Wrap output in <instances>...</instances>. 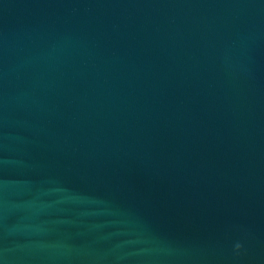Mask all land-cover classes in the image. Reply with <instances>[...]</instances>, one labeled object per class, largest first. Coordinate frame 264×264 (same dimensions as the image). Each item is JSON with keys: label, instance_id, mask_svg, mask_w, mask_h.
Returning a JSON list of instances; mask_svg holds the SVG:
<instances>
[{"label": "water", "instance_id": "obj_1", "mask_svg": "<svg viewBox=\"0 0 264 264\" xmlns=\"http://www.w3.org/2000/svg\"><path fill=\"white\" fill-rule=\"evenodd\" d=\"M0 264H264V0H0Z\"/></svg>", "mask_w": 264, "mask_h": 264}, {"label": "clouds", "instance_id": "obj_2", "mask_svg": "<svg viewBox=\"0 0 264 264\" xmlns=\"http://www.w3.org/2000/svg\"><path fill=\"white\" fill-rule=\"evenodd\" d=\"M237 249H239L240 248V244H236V246H235Z\"/></svg>", "mask_w": 264, "mask_h": 264}, {"label": "snow or ice", "instance_id": "obj_3", "mask_svg": "<svg viewBox=\"0 0 264 264\" xmlns=\"http://www.w3.org/2000/svg\"><path fill=\"white\" fill-rule=\"evenodd\" d=\"M241 247V246H240Z\"/></svg>", "mask_w": 264, "mask_h": 264}]
</instances>
